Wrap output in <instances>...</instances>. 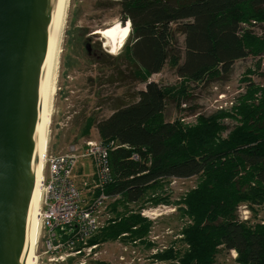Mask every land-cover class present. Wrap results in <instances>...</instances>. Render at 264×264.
Wrapping results in <instances>:
<instances>
[{"label":"trees","instance_id":"1","mask_svg":"<svg viewBox=\"0 0 264 264\" xmlns=\"http://www.w3.org/2000/svg\"><path fill=\"white\" fill-rule=\"evenodd\" d=\"M117 1L120 21L130 18L132 31L115 58H124L129 72L143 81L167 63L183 84L149 81L135 92V101L105 118L85 119L82 135L92 126L102 141H113L107 149L111 179L103 192L136 204L164 180L203 176L201 187L181 196L177 204L178 212L190 216L180 229L182 251L164 247L157 253L159 259L173 261L168 264H215L220 250H233L235 264H264V221L249 223L234 214L239 202L248 203L253 213V205H264V84L251 79L263 73L259 55L264 53V26L261 35L244 26L264 23V0ZM175 33L183 35L182 58ZM249 56L258 59L246 70L250 77L241 78L247 81L244 91L230 110L199 116L191 126L164 119L166 97L180 103L190 82L225 76L234 61ZM224 119L234 125L228 129ZM148 225L138 213L121 214L86 243L112 240L124 231L135 240L145 236ZM60 237L70 238L71 233ZM66 262L72 264V258Z\"/></svg>","mask_w":264,"mask_h":264},{"label":"rangeland","instance_id":"2","mask_svg":"<svg viewBox=\"0 0 264 264\" xmlns=\"http://www.w3.org/2000/svg\"><path fill=\"white\" fill-rule=\"evenodd\" d=\"M119 11L117 0H68L67 2L59 42L60 51L56 65L58 67L55 69L56 90L54 99H52L51 122L47 136L46 151L50 154L62 153L72 142L76 147V144L83 143L88 139L101 140L92 126L87 135L81 134L86 123L85 119L87 117H92L94 120L105 118L115 108L135 101V92L144 89L145 83L156 81L162 86L183 84V80L176 76L175 68L167 63L158 73L151 74L146 81H143L138 75L133 76L129 72L124 58L116 59V55H111L104 50V40L93 32L112 26L113 22L119 19ZM244 26L251 29L256 35H261V27L264 26V23L245 24ZM174 36L182 58L183 35L175 33ZM129 40L130 38L125 44ZM84 42H89L90 47L96 49L95 53H87L83 47ZM125 44L123 49H125ZM257 57L249 56L237 59L232 64L230 72L225 76L200 83L190 82V86L186 88L187 97L180 98V103L166 97L165 109L162 113L164 119L166 121L178 120L183 125L191 126L196 123L199 116L206 117L219 110H230L237 96L239 98V93L244 91L247 81L241 80V78L250 77L246 70L253 66ZM259 57V66L263 73L262 75L252 74L251 79L264 84V53ZM106 76L108 77L106 78ZM108 78L110 81L106 80ZM222 122L228 129L234 125V121L229 119H224ZM226 132L227 129L223 131L222 135H225ZM79 167H82V171L77 170ZM91 173L92 167L89 159L77 162L74 180L81 192H85L82 183L83 181L90 182ZM202 181L203 176L186 179L171 178L162 181L159 187L150 189L148 197H146L148 199L138 201L136 204L126 203L118 197L106 202L111 211L108 223L121 214L127 216L129 212H132L145 218L149 225L145 236L135 240H129L130 233L124 231L115 239L116 235L113 239L111 238L112 240L97 242L99 246L95 249L97 254L94 260L103 261L106 264H168L167 261L173 262L160 260L157 253L161 252L164 247L181 248L182 251V243L179 242L180 229L190 222L188 218L190 216L178 212L177 204H179L181 196L201 187ZM248 205L246 202H239L235 206L234 214L237 219L242 221L240 213L244 209L243 207H246L249 211V223L264 220V205H253L254 213L251 212ZM105 226L107 225H103L96 232ZM44 235L45 231L40 227L35 247L36 264H48ZM65 240L60 237L61 243ZM76 247L79 246L76 245ZM67 248L64 251H68L69 248ZM83 251L81 256L69 257L74 262L83 259L86 263H92L93 259L83 257L86 248ZM119 256H122V259L118 258ZM235 256L236 254L220 250L215 255V264H235L232 260Z\"/></svg>","mask_w":264,"mask_h":264},{"label":"water","instance_id":"3","mask_svg":"<svg viewBox=\"0 0 264 264\" xmlns=\"http://www.w3.org/2000/svg\"><path fill=\"white\" fill-rule=\"evenodd\" d=\"M60 5L0 0V264H27L39 128ZM83 47L90 52L89 42Z\"/></svg>","mask_w":264,"mask_h":264},{"label":"built area","instance_id":"4","mask_svg":"<svg viewBox=\"0 0 264 264\" xmlns=\"http://www.w3.org/2000/svg\"><path fill=\"white\" fill-rule=\"evenodd\" d=\"M72 143L62 153L47 152L43 157L38 217L40 227L45 231L44 246L48 253V264H67L69 256H81L84 248L86 253L83 257L96 259L95 249L99 244L87 245L86 240L97 229L108 224L111 211L106 202L116 197L103 192L111 179L107 149L113 145V141L106 143L88 139L76 144V147ZM82 159H89L92 167L90 182L82 183L85 192H81L74 180L76 164ZM243 208L240 218L247 220L249 211ZM63 233H71V237L61 243L60 234ZM66 247L68 251H64ZM230 253L236 254L233 250ZM118 258L122 259V256ZM85 263L82 259L73 264Z\"/></svg>","mask_w":264,"mask_h":264},{"label":"bare ground","instance_id":"5","mask_svg":"<svg viewBox=\"0 0 264 264\" xmlns=\"http://www.w3.org/2000/svg\"><path fill=\"white\" fill-rule=\"evenodd\" d=\"M67 2L68 0H61V5L59 9V19H58V25L56 28V34H55V41H54V56H53V62H52V68H51V74H50V83L48 86L46 99H45V105H44V111L42 116V123L39 128V143H38V151H37V160H36V177H35V198H34V207H33V221H32V228L30 231V237H29V244H28V251H27V258L26 263L27 264H36V255H35V247L36 243L38 241V235H39V229H40V222H39V201H40V195H41V171L43 169V157L47 153V140H48V131L49 126L51 122V109H52V99H54L55 94V69L58 62V55H59V42L61 39V28L63 26V20H64V14L67 8ZM109 27L102 28L96 30L95 34H98L105 42V39L102 37L101 33L104 30H108Z\"/></svg>","mask_w":264,"mask_h":264},{"label":"clouds","instance_id":"6","mask_svg":"<svg viewBox=\"0 0 264 264\" xmlns=\"http://www.w3.org/2000/svg\"><path fill=\"white\" fill-rule=\"evenodd\" d=\"M131 31L132 22L130 18L127 22H122L119 19L115 20L108 30H104L101 33L105 39V43L103 44L104 50L111 55H119Z\"/></svg>","mask_w":264,"mask_h":264},{"label":"flooded vegetation","instance_id":"7","mask_svg":"<svg viewBox=\"0 0 264 264\" xmlns=\"http://www.w3.org/2000/svg\"><path fill=\"white\" fill-rule=\"evenodd\" d=\"M84 43H86V42H84ZM89 46H90V43H89ZM95 51H96V49H93L92 47H90V52H91V53H95ZM90 52H89V53H90ZM73 263H74V261H72V264H73Z\"/></svg>","mask_w":264,"mask_h":264},{"label":"crops","instance_id":"8","mask_svg":"<svg viewBox=\"0 0 264 264\" xmlns=\"http://www.w3.org/2000/svg\"><path fill=\"white\" fill-rule=\"evenodd\" d=\"M81 171H82V168H81ZM248 220V219H247ZM264 220L261 221V223L263 222Z\"/></svg>","mask_w":264,"mask_h":264}]
</instances>
